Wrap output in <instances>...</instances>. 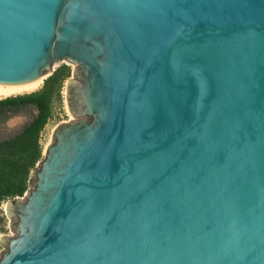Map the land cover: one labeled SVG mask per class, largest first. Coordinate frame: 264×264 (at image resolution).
Returning a JSON list of instances; mask_svg holds the SVG:
<instances>
[{"label":"water","instance_id":"1","mask_svg":"<svg viewBox=\"0 0 264 264\" xmlns=\"http://www.w3.org/2000/svg\"><path fill=\"white\" fill-rule=\"evenodd\" d=\"M64 65L0 264H264V0H0V91Z\"/></svg>","mask_w":264,"mask_h":264},{"label":"trees","instance_id":"2","mask_svg":"<svg viewBox=\"0 0 264 264\" xmlns=\"http://www.w3.org/2000/svg\"><path fill=\"white\" fill-rule=\"evenodd\" d=\"M70 75V68L64 65L44 81L41 89L0 99V203L27 192L31 173L43 157L41 133ZM20 117L25 119L20 129L3 137L9 122Z\"/></svg>","mask_w":264,"mask_h":264},{"label":"rangeland","instance_id":"3","mask_svg":"<svg viewBox=\"0 0 264 264\" xmlns=\"http://www.w3.org/2000/svg\"><path fill=\"white\" fill-rule=\"evenodd\" d=\"M71 70L70 77L64 82L61 96L56 99L53 103V116L48 124L45 126L43 132L41 133V144L43 146V154L46 148L54 142L53 134L54 131L62 124L77 120L75 115L70 112L69 109V95L71 94L70 84L72 81L80 85L82 83V72L69 66ZM43 87V86H42ZM40 87L39 89H41ZM38 89V90H39ZM21 95V94H19ZM73 115V116H72ZM25 119L20 117L13 119L9 122L6 132H4L3 137L9 136L10 134L16 132L20 129ZM44 159V156L41 160ZM40 165L37 164L36 168L31 173V183L21 199H26V194L34 188V181L36 179L35 173L39 170ZM13 200H5L0 203V254L1 258L8 251V243L11 239L17 236V220L14 216H10L7 212V207Z\"/></svg>","mask_w":264,"mask_h":264},{"label":"bare ground","instance_id":"4","mask_svg":"<svg viewBox=\"0 0 264 264\" xmlns=\"http://www.w3.org/2000/svg\"><path fill=\"white\" fill-rule=\"evenodd\" d=\"M38 89H39V88H38ZM38 89L33 90V91H31V92L37 91ZM31 92H29V93H31ZM19 94H25V93H13V92H1V91H0V99H1V98H5V97H9V96L19 95ZM72 116H73V115H72ZM7 212L9 213L10 216H12V214H11V213H13L12 211H8V209H7Z\"/></svg>","mask_w":264,"mask_h":264}]
</instances>
